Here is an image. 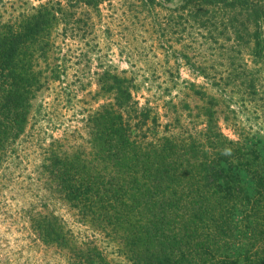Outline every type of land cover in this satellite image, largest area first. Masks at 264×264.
I'll use <instances>...</instances> for the list:
<instances>
[{
  "label": "trees",
  "instance_id": "trees-1",
  "mask_svg": "<svg viewBox=\"0 0 264 264\" xmlns=\"http://www.w3.org/2000/svg\"><path fill=\"white\" fill-rule=\"evenodd\" d=\"M114 1L46 0L17 21H0V162L17 153L24 137L28 142L33 101L58 73L49 63L53 32L60 28L68 39L89 33L92 13L100 16L102 5ZM124 1L128 12L158 26L165 40L186 19L197 32L218 33L210 38L214 41L228 34V42L246 43L252 62L264 66V0ZM169 2L176 9L162 22ZM168 43L164 49L177 59L181 53ZM184 58L205 78H214L208 67ZM134 82L110 71L99 75L108 99L87 114L90 150L61 149L53 140L40 174L57 186L80 220L111 239L132 264H264L261 150L224 135L213 100L207 101L212 108L201 129L179 119L159 124L158 111L135 99ZM189 89L206 101V91L193 83ZM43 223L36 228L45 242L73 244L71 232ZM84 257L95 264L90 255Z\"/></svg>",
  "mask_w": 264,
  "mask_h": 264
},
{
  "label": "rangeland",
  "instance_id": "rangeland-1",
  "mask_svg": "<svg viewBox=\"0 0 264 264\" xmlns=\"http://www.w3.org/2000/svg\"><path fill=\"white\" fill-rule=\"evenodd\" d=\"M45 1L0 0V21H17ZM124 3H105L100 16L92 13L94 28L89 33L68 39L60 28L53 32L56 46L49 63L58 73L33 101L28 142L24 137L17 153L0 162V264H88L85 254L95 264H132L111 239L80 220L56 192L57 186L40 174L44 151L53 140L61 142V149L90 150L86 117L107 102L108 94L98 84L104 71L133 79L135 99L140 106L152 105L161 125L179 119L201 129L206 109L212 108L207 101L213 100L224 135L247 149L257 146L264 159V66L252 62L246 43L228 42V34L214 41L210 38L218 33L197 32L186 19L165 40L158 26L128 12ZM164 6L162 22L176 9L175 2ZM168 42L181 53L177 59L164 49ZM184 55L192 64L208 67L214 78L191 68ZM192 83L206 91V101L190 91ZM163 130L158 132L162 135ZM40 221L71 232L73 244L63 248L45 242L37 229Z\"/></svg>",
  "mask_w": 264,
  "mask_h": 264
}]
</instances>
